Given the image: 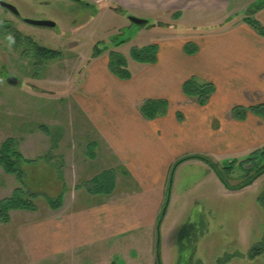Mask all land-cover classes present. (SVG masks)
<instances>
[{
    "label": "rangeland",
    "instance_id": "1",
    "mask_svg": "<svg viewBox=\"0 0 264 264\" xmlns=\"http://www.w3.org/2000/svg\"><path fill=\"white\" fill-rule=\"evenodd\" d=\"M3 1L16 6L20 16L0 7V156L5 146L12 145L21 155L22 150H29L35 161H18L23 170L22 183L15 174L7 173L0 166V202L16 198L18 203L22 199L35 209L16 207L0 213V264H156L151 241L146 242L144 237L127 238L126 243L115 239L108 241L103 249L84 248L61 257L51 254L43 259L27 258L17 230L22 224L50 220L84 205L91 195L76 186L85 179H93V172L104 165L115 164L108 149L91 143L95 135L74 102L76 84L86 66L84 61L91 57L95 46L104 59L112 49L128 56L133 45L149 44L154 31H161L166 25L153 22L148 15L146 24L136 25L129 16H144V12L118 4L105 7L99 0ZM263 5L264 0H237L235 7L240 8V14L253 18ZM24 18L53 20L57 24L34 26L24 22ZM7 25L31 35L39 44L59 50L61 56L40 61L26 43L17 45L9 38ZM180 30L183 32L184 28L174 29ZM127 61L134 71L138 63L128 58ZM9 78H14L12 83ZM36 142L42 147L35 146L32 151L31 146ZM258 157L246 167L240 159L232 164L227 163L229 160L216 163V178L213 174L205 177L206 172L199 167L172 165L164 205L166 212L159 229L161 264H264V171L248 183L264 165V154ZM84 159L93 162L90 168H94L90 170ZM64 162L68 164L66 179L60 181L59 166ZM117 174L121 178L114 177L111 190L115 188L119 193L111 198L133 187L131 178L122 177V170ZM187 184H192L190 188L194 190L191 198L200 199L182 211L180 204H184L187 194L179 201L172 198ZM233 188L244 190L226 191ZM104 199L90 197L92 204ZM3 214L7 221L2 220ZM175 224L174 234L167 243L163 229L169 226L170 232ZM254 249L259 251L256 256L252 254Z\"/></svg>",
    "mask_w": 264,
    "mask_h": 264
},
{
    "label": "crops",
    "instance_id": "2",
    "mask_svg": "<svg viewBox=\"0 0 264 264\" xmlns=\"http://www.w3.org/2000/svg\"><path fill=\"white\" fill-rule=\"evenodd\" d=\"M236 1H98L105 7L118 4L144 12V16H136L146 19L148 15L153 22L166 25L161 31H154L153 41L149 42L157 45L156 62H136L132 76L123 80L109 71L108 58L104 59L102 54L87 57L73 97L87 127L95 135L91 143L104 146L115 161L114 166L101 165L103 167L91 177L112 171L118 180L121 176L117 171L122 170V177L131 178L133 187L111 198L119 193L115 188L109 193L91 194L84 186L91 178L85 179L76 188L105 199L92 204L88 195V202L64 214L20 225L17 237L27 258L43 259L51 254L61 257L84 248L103 249L108 241L117 239L126 243L127 238L135 237L151 241V250L157 255L162 223L158 229L157 220L166 201L169 171L181 155H202L216 165L221 161L243 159L264 149L263 118L251 111L241 120L230 116L235 106L264 104V5L253 14V19L263 29V33H259L243 20L245 15L238 12L240 8L236 10ZM178 27L184 28L183 32L174 31ZM187 44L194 48L193 52H186ZM191 77L214 84L215 91L205 105L197 104L183 93L182 84ZM149 99L167 101L166 113L145 118L139 108ZM35 146L42 147L36 142L31 149ZM22 153L24 163L35 161L33 154H28L29 150ZM93 160L96 162L95 157ZM104 161L103 157L105 164ZM91 163L90 170L94 168H90ZM67 165L64 162L59 166L60 181L66 179ZM183 165L201 168L206 172L205 177L208 174L218 177L212 166L202 159L191 158L176 167ZM28 168L31 171V166ZM200 180L187 184L173 196L174 201H179L187 194L184 204H180L182 211H187L200 199L191 198L194 193L191 188ZM243 190L226 189L227 192ZM60 203L62 206V197ZM176 225L170 232L169 226L163 229L167 243Z\"/></svg>",
    "mask_w": 264,
    "mask_h": 264
},
{
    "label": "trees",
    "instance_id": "3",
    "mask_svg": "<svg viewBox=\"0 0 264 264\" xmlns=\"http://www.w3.org/2000/svg\"><path fill=\"white\" fill-rule=\"evenodd\" d=\"M79 1V0H78ZM243 20L249 24L252 28L257 30L259 33H263V29L261 25L250 16H245ZM1 26V25H0ZM7 28V32L9 34V38L16 43L17 45H20V43H26L29 46V50L31 53H34V55L39 58L40 61L45 60H54L61 56V52L59 50L46 47L42 44H39L37 41L33 39L31 35H24L22 34L18 29L12 28L10 25L5 26ZM9 29V30H8ZM117 45V44H116ZM95 46V45H94ZM186 52H193L194 48H191L189 44L185 45ZM101 54V51L95 46V49L92 50L91 57L95 58ZM108 68L109 71L117 76L120 79L127 80L132 76L131 67L129 66V63L127 61L128 59H131L132 61L138 62V63H154L157 60V45L154 43L144 44L142 46H136L133 45L130 48V52L128 56H125L121 52L117 51L116 49H112L108 53ZM182 91L191 100L196 102L199 105H205L211 95L215 91V86L213 83L210 82H202L199 81L196 77H191L183 82L182 84ZM168 107V103L165 100H146L142 103L139 110L141 114L148 119L154 118L156 116H162L166 113ZM248 111L253 112L254 114L258 115L259 117L264 119V104H257L250 107H243V106H235L230 111V116L234 119H244L245 115ZM181 116L179 115V119ZM264 154V151H260L259 153L253 152L249 156L240 159L241 163H254L257 158L259 159V155ZM12 157L15 158V160L12 159ZM191 158H199L204 160L205 162L209 163L212 168L217 172L215 165L205 156L202 155H189L186 157H183L182 159L178 160L175 163V166L180 164L181 162L191 159ZM22 159V156L20 153L14 150V147L12 145L5 146L3 155L0 156V166L3 168L4 171L7 173H12L17 176V178L21 181L23 179V173L22 169L19 167L18 161ZM23 160V159H22ZM238 160H231V162L228 163H234ZM254 161V162H253ZM264 171V165L260 166V169L258 173L248 182H252L254 178L261 172ZM93 180V181H91ZM90 181H87L84 183V186L86 190L91 193H98V192H105L109 193L111 191V188L114 183V174L112 171H106L103 172L97 176H95ZM171 181L169 179L170 185ZM248 183H245L248 184ZM20 202H16V198H6L3 199L0 202V213H4L3 211L9 210L11 208L21 207V208H28V209H35L34 207H28L26 204L23 203L22 199H19ZM48 204L52 205L54 207V204L52 201H47ZM50 205V206H51ZM1 216V214H0ZM2 220L7 221V217L5 214H3ZM164 217V214H162V211L160 212L157 220V225H159ZM1 219V218H0ZM158 247L159 245H156V253L158 254ZM255 251L252 252L253 256H256L259 251L254 249ZM156 264H161L160 259L156 258Z\"/></svg>",
    "mask_w": 264,
    "mask_h": 264
},
{
    "label": "water",
    "instance_id": "4",
    "mask_svg": "<svg viewBox=\"0 0 264 264\" xmlns=\"http://www.w3.org/2000/svg\"><path fill=\"white\" fill-rule=\"evenodd\" d=\"M0 7L7 9L8 11H10L12 14H14L16 16H20V12H19L18 8L16 6H14L13 4H10L6 1L0 0ZM23 20H24V22H26L30 25H34V26H43V27H54V26H56V22L53 20H37V19H31V18H24ZM129 20L136 25H144L148 22V20H146L144 18H140L138 16H133V15L129 16ZM13 80H14V78H9L8 81L12 83ZM228 162H231V160H229ZM249 166H251V165H249ZM165 212H166V207L164 206L162 208V214H165ZM157 228L159 229V225H157ZM157 243H159V235H158ZM159 258H160L159 255H157V259H159Z\"/></svg>",
    "mask_w": 264,
    "mask_h": 264
},
{
    "label": "flooded vegetation",
    "instance_id": "5",
    "mask_svg": "<svg viewBox=\"0 0 264 264\" xmlns=\"http://www.w3.org/2000/svg\"><path fill=\"white\" fill-rule=\"evenodd\" d=\"M249 165H252V164H251V163H247L245 166H249ZM245 166H244V167H245Z\"/></svg>",
    "mask_w": 264,
    "mask_h": 264
}]
</instances>
